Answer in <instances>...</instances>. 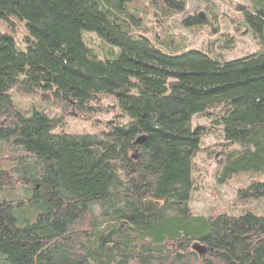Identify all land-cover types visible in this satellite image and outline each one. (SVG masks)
<instances>
[{
	"label": "trees",
	"instance_id": "1",
	"mask_svg": "<svg viewBox=\"0 0 264 264\" xmlns=\"http://www.w3.org/2000/svg\"><path fill=\"white\" fill-rule=\"evenodd\" d=\"M235 10L259 50L225 61L162 53L182 49L143 36L131 0H0V264H264V215L188 207L209 134L194 117L219 131L215 183L264 200V0ZM70 114L97 132L63 131Z\"/></svg>",
	"mask_w": 264,
	"mask_h": 264
},
{
	"label": "rangeland",
	"instance_id": "2",
	"mask_svg": "<svg viewBox=\"0 0 264 264\" xmlns=\"http://www.w3.org/2000/svg\"><path fill=\"white\" fill-rule=\"evenodd\" d=\"M131 1L136 3L138 8L141 5L146 12L141 22L143 36L154 42L156 40L168 42V36H170L177 44H180L182 50L176 53H169L165 48L157 46V49L166 55L182 54L187 50H208L212 55L219 54L225 61H232L259 50V46L254 43L250 35L238 25L239 15L235 9L245 6L247 0H172L173 4L180 3L182 9L173 14L164 13L157 5L150 6L151 0ZM200 15L202 18L199 17ZM15 24L16 26L13 25L15 44L18 49L24 50L25 29L23 25L16 22ZM0 34H8L6 24L1 22ZM85 39L92 44H97L96 39L91 35ZM14 99L22 107L28 104L38 105L45 101L42 97L36 96L24 98L16 95ZM105 102L111 103L109 99ZM107 118V115H102L97 120ZM64 122L63 131L89 135L97 132L92 125L95 122L87 123L74 114L66 115ZM192 126L193 128L203 127L209 134L202 139L201 152L195 159L196 173L194 176L198 185L192 192L188 203L191 215L211 214L210 216H215L224 213L237 216L244 210L264 215V200H252L244 206L236 204L237 189L244 186L243 184L247 181L246 177L231 179L221 186L215 183L214 174L223 150L219 144L222 143L219 139V131L212 129L209 121L202 117H194Z\"/></svg>",
	"mask_w": 264,
	"mask_h": 264
},
{
	"label": "water",
	"instance_id": "3",
	"mask_svg": "<svg viewBox=\"0 0 264 264\" xmlns=\"http://www.w3.org/2000/svg\"><path fill=\"white\" fill-rule=\"evenodd\" d=\"M200 18H202V15L199 16ZM143 139H139L138 142H141ZM194 250L198 252V254L201 256L203 255L204 251L202 248H199V247H194Z\"/></svg>",
	"mask_w": 264,
	"mask_h": 264
}]
</instances>
